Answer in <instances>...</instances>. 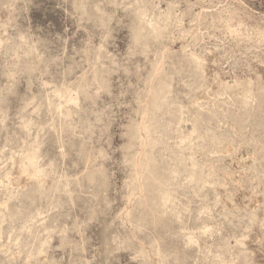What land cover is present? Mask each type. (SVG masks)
<instances>
[{"label":"rangeland","instance_id":"rangeland-1","mask_svg":"<svg viewBox=\"0 0 264 264\" xmlns=\"http://www.w3.org/2000/svg\"><path fill=\"white\" fill-rule=\"evenodd\" d=\"M0 264H264V0H0Z\"/></svg>","mask_w":264,"mask_h":264}]
</instances>
